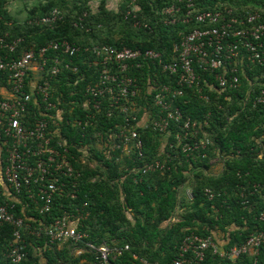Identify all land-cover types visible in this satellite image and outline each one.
Instances as JSON below:
<instances>
[{
    "label": "trees",
    "instance_id": "1",
    "mask_svg": "<svg viewBox=\"0 0 264 264\" xmlns=\"http://www.w3.org/2000/svg\"><path fill=\"white\" fill-rule=\"evenodd\" d=\"M193 1L200 10L231 9L235 16L243 15L245 11L264 15V0ZM176 2L136 0V4H131L130 0H45L32 8L23 23H17L6 11L9 1L0 0V40L5 41L3 44L0 42V59L16 60L24 52H38L52 42L68 41L80 47V51L72 57L53 49L47 52L50 59L59 58L64 66L72 62V66L78 67L77 73L62 68L55 83L58 89L55 96L59 98V108L64 112L61 122L63 135L76 158L73 166L80 172L75 198L66 193L57 194L51 212L41 213V206L29 199L25 190L19 195L11 191L16 198L14 201L0 195V205L7 206L15 217L21 218L28 226L22 232L27 253L22 264H92L95 256L91 252L76 256L69 242L60 247L53 245L45 233L56 218L65 212L81 211L85 203H88V216L79 223V229L87 233V242L94 245H130V251L124 253L116 264H140L139 260H133L134 254L150 263L171 264L185 236L194 227L202 229L206 226L204 231H198L202 235L219 230L225 235V250L246 242L255 231L264 230V223L258 219L264 210V199L259 194L251 196L252 206L244 208L240 196L243 191L249 194L251 185L264 187V103L254 104L255 97L264 89V65H254L240 72L236 88L221 92L208 88L204 90L210 101L204 100L195 90H185V97L179 99L177 105L193 119L203 120L209 116V125L205 130L210 135V142L208 149L196 152L188 161L182 154V165H178L177 161L171 162L163 171L141 174L144 165L161 157L163 139L154 131L139 130L145 157L126 156L119 159L117 151L106 156L96 149L95 143L98 137L99 141L101 138L105 140L108 132L119 130L124 123L121 115L109 117L103 112L86 133L73 124L74 119L81 118L84 113L77 102L84 100L85 87L99 82L101 67L94 65L92 47L108 44L149 48L162 53L165 60L175 56L174 47L182 37L179 32L190 30V26L166 27L159 25L158 21L154 24V21L159 12ZM132 6H137L139 17L152 25L153 34L133 28L131 19H125L126 12ZM53 9H58L62 15V20L53 28L29 24L30 20L48 16ZM85 12L88 16L84 19V27H76L75 22ZM17 40H21L20 43H17L14 51H10L9 46ZM151 70L144 66L132 71V76H135L143 91L153 80L169 83V78L160 74L158 64L152 66ZM198 74L202 85H206V82L215 84L213 75L202 71ZM171 82L173 80H170V85ZM2 87H7L4 80H0ZM144 113L153 118L156 112L148 106L142 109L140 117ZM87 147L97 161L95 167L80 159ZM205 151L207 156L203 157ZM214 158L222 161V167L217 172L210 163ZM193 181L195 198L192 203H187L181 190ZM68 188L72 190L71 185ZM205 188L221 192V196L209 201ZM215 207L219 212L214 215ZM39 229H42L41 235L36 236L35 232ZM13 240V227L0 225V264H14L9 258ZM203 264L232 262L208 252ZM257 264H264V248L260 251Z\"/></svg>",
    "mask_w": 264,
    "mask_h": 264
},
{
    "label": "built area",
    "instance_id": "2",
    "mask_svg": "<svg viewBox=\"0 0 264 264\" xmlns=\"http://www.w3.org/2000/svg\"><path fill=\"white\" fill-rule=\"evenodd\" d=\"M130 2L136 4V0ZM139 11L137 6H132L126 12L125 19H131L133 28L153 34L154 28L139 17ZM87 16L86 12L83 13L75 26L84 27L83 22ZM61 20V12L53 9L48 16L30 20L29 24L53 28ZM156 21L166 27L179 24L190 26V30L179 32L182 37L174 47L176 55L165 60L162 53L149 48L108 44L93 46L91 52L95 57L94 65L101 67L99 82L85 87L84 100L77 102L84 113L81 118L77 117L73 121L75 126L86 133L97 123L103 112L109 117L121 115L124 123L119 130L108 132L105 140L101 138L99 141L97 135L95 143L96 149L106 156L117 151L119 159L126 156L145 157L140 129L159 134L164 143L161 157L144 165L141 168L142 175L163 171L171 162L177 161L178 165H182V154L188 161L196 152L208 149L210 135L205 127L209 125V116L203 120L193 119L185 115L177 105V101L185 97L186 89L195 90L204 100L210 101L204 90L208 88L221 92L236 88L240 72L254 65H264V15L261 13L245 11L243 15L235 16L231 9L200 10L193 0H177L159 12L154 24ZM20 41L10 45V51H14ZM0 42L3 44L5 41L1 39ZM51 49L64 52L70 57L80 51V47L68 41L52 42L38 52H24L16 60L0 59V80L7 82V87L0 88L4 90L0 94L1 176L16 195L25 190L27 197L41 206V213L51 212L57 194L66 193L75 198L80 177V172L73 166L76 158L70 152L63 135L61 122L64 112L59 108V98L55 96L58 90L55 83L58 82L62 68L77 73L78 67L72 66V62L64 66L59 58L50 59L47 52ZM156 64L160 74L169 78V83L153 80L143 91L135 76H132V71L144 66L151 70ZM200 71L213 75L215 84L206 82V85H202L198 74ZM170 80H173L171 85ZM141 98L143 101H139ZM263 103L264 89L254 100V104ZM148 106L155 110V117L149 118L147 113L140 117L142 109ZM88 148L80 159L95 167L97 161ZM206 156L205 151L203 157ZM221 162L219 158H214L210 163L212 167L217 165V169H220ZM135 181L139 182L137 179ZM69 185L72 190L68 188ZM194 185L193 181L182 187L181 194L187 203L194 201ZM251 186L249 194L244 191L240 194L244 208L252 206L251 196L259 194L264 199V187L260 184ZM205 196L213 201L221 196V192L205 188ZM87 207L88 203H85L81 211L65 212L51 222L45 230L50 243L60 247L69 242L76 256L89 251L95 256L92 264H116L124 253L130 251V245H94L87 242V233L79 229V223L88 216ZM213 209L214 215L218 214V208ZM258 219L264 223V210ZM2 224H8L14 229L9 258L14 264H22L27 257L22 232L28 226L5 205H0ZM205 227H194L185 236L171 264H203L208 252L226 258L232 264H257L260 251L264 248V230L255 231L246 242L225 250L217 242L216 229L209 235L198 233L204 231ZM41 231L39 229L35 235L40 236ZM133 260H139L140 264H158L150 263L135 254Z\"/></svg>",
    "mask_w": 264,
    "mask_h": 264
},
{
    "label": "crops",
    "instance_id": "3",
    "mask_svg": "<svg viewBox=\"0 0 264 264\" xmlns=\"http://www.w3.org/2000/svg\"><path fill=\"white\" fill-rule=\"evenodd\" d=\"M9 1V0H8ZM32 9H6L8 15L14 20L13 22L17 23H23L28 17H29V12ZM4 90L0 89V94H3ZM214 172H217V165L213 166ZM12 190L8 187V185L5 183L3 180L1 174H0V195H2L6 200L8 201H14L16 198L13 196ZM216 234V239L217 242L221 247L224 246L225 242V235L221 233L219 230L215 233Z\"/></svg>",
    "mask_w": 264,
    "mask_h": 264
},
{
    "label": "rangeland",
    "instance_id": "4",
    "mask_svg": "<svg viewBox=\"0 0 264 264\" xmlns=\"http://www.w3.org/2000/svg\"><path fill=\"white\" fill-rule=\"evenodd\" d=\"M45 0H9L8 9H32L38 6L40 3H44ZM184 26L179 24L178 27Z\"/></svg>",
    "mask_w": 264,
    "mask_h": 264
}]
</instances>
